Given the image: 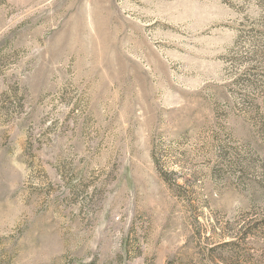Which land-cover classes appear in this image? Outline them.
I'll list each match as a JSON object with an SVG mask.
<instances>
[{
	"label": "rangeland",
	"instance_id": "1",
	"mask_svg": "<svg viewBox=\"0 0 264 264\" xmlns=\"http://www.w3.org/2000/svg\"><path fill=\"white\" fill-rule=\"evenodd\" d=\"M264 264V0H0V264Z\"/></svg>",
	"mask_w": 264,
	"mask_h": 264
},
{
	"label": "trees",
	"instance_id": "2",
	"mask_svg": "<svg viewBox=\"0 0 264 264\" xmlns=\"http://www.w3.org/2000/svg\"><path fill=\"white\" fill-rule=\"evenodd\" d=\"M171 264V263H170Z\"/></svg>",
	"mask_w": 264,
	"mask_h": 264
}]
</instances>
